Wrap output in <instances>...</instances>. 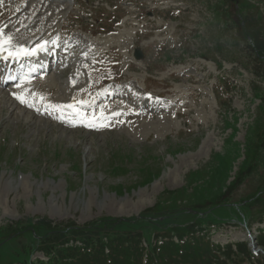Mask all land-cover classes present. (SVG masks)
<instances>
[{"label":"rangeland","instance_id":"1","mask_svg":"<svg viewBox=\"0 0 264 264\" xmlns=\"http://www.w3.org/2000/svg\"><path fill=\"white\" fill-rule=\"evenodd\" d=\"M27 1L14 0L5 9L28 13L33 25L47 23L55 33L61 24H70L79 37L97 33L95 39L105 30H122L113 38L125 43L113 42L109 53L124 54V82L181 100L171 104L166 96L164 109L124 116L122 126L87 130L22 107L11 111L2 89L0 264L44 260L42 247L54 233L45 224L79 226L61 237L63 247L98 240L89 227L108 224L116 236L101 241H138L147 248L137 256L141 264L145 254L147 264H167L175 240L189 232L196 234L190 236L195 244L181 241V251L210 242L225 257L228 246L240 248L226 263L209 250L197 264H264V0H77L70 8L29 0L32 7L42 5L43 14L58 9L59 18L19 7ZM4 4L9 1L0 0V23L14 19ZM146 13L154 18L142 28L154 29L132 41L127 31L133 22L141 25ZM159 21L165 30L160 35ZM132 42L146 57L128 68ZM200 234L204 238L196 241ZM252 245L262 248L256 259L246 254ZM185 259L172 263L190 262Z\"/></svg>","mask_w":264,"mask_h":264},{"label":"trees","instance_id":"2","mask_svg":"<svg viewBox=\"0 0 264 264\" xmlns=\"http://www.w3.org/2000/svg\"><path fill=\"white\" fill-rule=\"evenodd\" d=\"M101 220L102 219H100V221ZM93 225L94 224L89 227V230L95 232V234L98 236V240H88L90 242L87 243L82 242L84 245L82 247L83 249L65 245V247H63L60 245L61 237L63 235L73 233V230L78 229L79 226H75L70 229H67L65 227L56 229L59 225H57L56 227L46 224L42 225L47 232L52 231L54 233L52 236H50L46 245L42 247L43 253L49 257L48 263L37 261V264H139L140 259L137 256L141 252V247L140 244H138V241L134 239H128L125 243L122 244H112L107 242L104 243L101 241L104 236H110V238H112L116 236V232L113 230L109 232V229L107 228L112 227H106L108 224L103 225L105 227H94ZM44 226L47 227L45 228ZM74 234L80 236L78 232ZM105 249H107L108 252H105ZM159 254L160 249L157 253V256L153 257V259H158L160 256ZM20 264L26 263L20 262Z\"/></svg>","mask_w":264,"mask_h":264},{"label":"bare ground","instance_id":"3","mask_svg":"<svg viewBox=\"0 0 264 264\" xmlns=\"http://www.w3.org/2000/svg\"><path fill=\"white\" fill-rule=\"evenodd\" d=\"M57 1H62V2H70V0H57ZM22 24H26V26H23V25H21V24H15V25H13V26H11V25H9V26H7V28H5V30H7V32L6 31H4L1 27H0V42L1 41H6L5 39L7 38V37H10V39H11V42H7L6 43V45L5 46H10V47H12V48H15V47H26L27 45H28V43H29V41L30 40H32L33 38H34V36H31L30 34H27L28 32L27 31H31V30H33L34 29V26L33 27H31L30 25H28L27 23H25V22H22ZM45 26V25H44ZM24 27H26V28H24ZM15 28H17V29H15ZM41 28V27H40ZM9 31H12V35L13 36H11L10 34H9ZM9 38L7 39V41H9L10 40ZM52 40V39H51ZM39 42H41V41H34V43H32V45H36V44H38ZM31 45V46H32ZM72 57H71V55L68 53L67 54V57H66V59L65 60H68V59H71ZM87 60V58H84V61H86ZM70 64H73L75 67H77V65H76V63H72V61H70L69 62ZM58 66V65H57ZM59 68V67H58ZM57 68V69H58ZM61 69L59 68L58 70H56L55 71V73H58V74H60L61 73V71H60ZM79 71H78V69L76 70V72L75 73H73L72 74V76H71V80H80L81 79V77L79 76V73H78ZM54 76L53 75H51V76H49V77H47V78H45V80H43V81H41L40 82V84H42V83H44V82H47V83H50L49 85H53V84H56V85H58V84H62V82L61 81H58V79H57V81L56 82H54L53 83V80H54ZM48 85V84H47ZM59 89H61V92L59 93V96L60 97H65L66 96V92H69V91H67V90H65L63 87H59ZM2 92V90H0V95L2 94L1 93ZM9 95H11L10 96V99H6L5 98V101H7L8 102V104H9V107L10 106H12L13 104H15L16 106L19 104L20 106H22V107H26V106H29V107H31L30 106V98H28V97H32V92H28L27 94L23 91V89L20 87V86H17V87H15L14 89H12L10 92H9ZM24 96H27V97H24ZM40 96V94L39 93H37V94H35L34 95V99L36 100V98H38ZM16 97H20V98H25L26 99V101L28 100V102L27 103H21V101L20 100H18ZM107 98H109L108 96L107 97H105L104 99H107ZM56 100H63V98H60V99H56ZM1 101V100H0ZM51 102V101H50ZM73 101H69V102H65L66 104H62L63 106H65V107H67V105H70L71 103H72ZM55 104H57V103H55ZM46 106V105H45ZM32 108V107H31ZM63 109V108H62ZM38 110V109H37ZM12 111H14V110H12ZM38 111H40V110H38ZM34 112L36 113V110H34ZM78 113H79V115H76L77 117H73V121H72V123H82V124H87V121L89 120V117H94L95 116V113H93V114H90L89 115V117H88V112L87 111H84L83 109H81V107H80V110H78L77 111ZM71 115V114H70ZM109 116L110 115H108V113H105L104 114V117H106V119H104L103 121H99L98 123H104V122H108V120H109ZM66 121V120H65ZM67 122V121H66ZM35 124V123H34ZM37 124V123H36Z\"/></svg>","mask_w":264,"mask_h":264},{"label":"snow or ice","instance_id":"4","mask_svg":"<svg viewBox=\"0 0 264 264\" xmlns=\"http://www.w3.org/2000/svg\"><path fill=\"white\" fill-rule=\"evenodd\" d=\"M7 42H8V41H5V43H7ZM41 47H43V46H41ZM33 51H35V50H33ZM21 52H24V50L21 49ZM25 54H28V53L25 52ZM9 55L11 56L12 53H9ZM16 98H17L18 100H20L21 103H24V102H25V101L22 100L20 97H16ZM41 99H43V98H41ZM67 107H68V108H72L73 106H72V105H67ZM76 115H79V113L77 112ZM114 115H121V113H114ZM104 119H106V117H104L103 114H101V115L98 116V117L94 116L91 120H89L87 126L92 127L97 121H102V120H104ZM101 126H104V125L101 124Z\"/></svg>","mask_w":264,"mask_h":264}]
</instances>
